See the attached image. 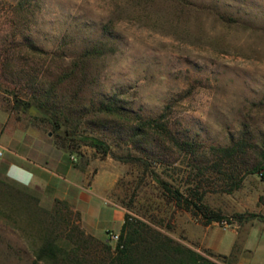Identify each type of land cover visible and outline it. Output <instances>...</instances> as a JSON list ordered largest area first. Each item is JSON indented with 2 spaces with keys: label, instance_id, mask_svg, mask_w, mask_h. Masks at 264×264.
Listing matches in <instances>:
<instances>
[{
  "label": "rangeland",
  "instance_id": "1",
  "mask_svg": "<svg viewBox=\"0 0 264 264\" xmlns=\"http://www.w3.org/2000/svg\"><path fill=\"white\" fill-rule=\"evenodd\" d=\"M43 101L75 140L42 118ZM104 105L117 114L100 113ZM148 120L200 152L228 146L245 131L254 142L264 140V0H0V142L48 162L52 171L85 172L91 165L93 176L105 163L118 166L113 197L134 220L203 254L213 252L195 243L206 229L228 255L213 252L219 264H264V223L252 218L264 215L261 175L246 176L232 193L206 185L204 204L228 226L204 225L177 208L151 173L185 191L195 186L188 183L193 156L154 136L135 137L136 126ZM82 136L105 141L111 154ZM131 156L149 161L151 169L124 161ZM4 189L0 185V264H37L46 234L41 221L48 219L32 200L7 199ZM30 191L45 210L55 200L68 202L70 229L82 228L79 212L55 198L53 188Z\"/></svg>",
  "mask_w": 264,
  "mask_h": 264
},
{
  "label": "trees",
  "instance_id": "2",
  "mask_svg": "<svg viewBox=\"0 0 264 264\" xmlns=\"http://www.w3.org/2000/svg\"><path fill=\"white\" fill-rule=\"evenodd\" d=\"M24 105L29 106L25 102ZM40 109L42 118L49 120L57 132H64L65 136H70L71 140L77 138L56 115L51 114L47 101L41 102ZM99 112L104 115L117 114V110L112 105L102 106ZM134 136H154L178 153L193 156L189 162L191 171L188 183L195 186L188 187L185 191L160 178L155 170L151 173L165 195L175 203L177 208L190 212L194 217H200L204 225L224 221L219 214L204 204L205 195L210 192L205 190L206 185L211 186L213 191H218L217 188H219L221 191L232 193L240 188L245 177L250 174H260L264 180V140L254 142L246 131L241 138L228 146H211L208 150L201 152L200 146L179 140L157 120L143 121L137 125L134 129ZM81 138L88 146L103 155L111 154V149L105 141L92 136ZM124 161H136L146 170L151 169L149 161L141 157L131 156ZM174 163L168 164V167L172 168ZM7 170L8 165L3 164V173L6 174ZM3 178L0 179V185L1 188H5L2 192L7 199L16 195H24L32 200L36 210L48 219L41 221L43 225L45 224L46 234L36 250L37 264L39 262L44 264H219L213 252L207 250L204 254L200 253L165 234L158 227L134 220L129 214H126L120 240L113 247L109 241H102L88 235L80 226L70 229L73 211L68 202L55 200L53 208L45 210L40 207L39 198L29 188L20 185L6 175ZM214 179H217L219 184ZM79 215L77 213L78 218ZM252 218H257L264 223V215L253 214ZM58 226L65 227V231L61 228L60 235L55 234Z\"/></svg>",
  "mask_w": 264,
  "mask_h": 264
},
{
  "label": "crops",
  "instance_id": "3",
  "mask_svg": "<svg viewBox=\"0 0 264 264\" xmlns=\"http://www.w3.org/2000/svg\"><path fill=\"white\" fill-rule=\"evenodd\" d=\"M0 149L6 158H0L8 165L6 176L29 189L44 192L53 188L55 198L68 200L80 213L81 226L91 236L102 241H109V234L121 231L126 217V211L113 197L117 183L121 177V169L105 163V168L91 175L92 166L85 172L72 169L52 171L48 162L26 157L17 150L9 149L0 142ZM8 153V154H7ZM200 247H205L224 256L220 251V243L210 238L207 230H203L199 241ZM249 255L253 251L245 248ZM200 251V249L198 250ZM237 264H242L238 263Z\"/></svg>",
  "mask_w": 264,
  "mask_h": 264
},
{
  "label": "built area",
  "instance_id": "4",
  "mask_svg": "<svg viewBox=\"0 0 264 264\" xmlns=\"http://www.w3.org/2000/svg\"><path fill=\"white\" fill-rule=\"evenodd\" d=\"M3 156L2 151L0 150V158ZM222 224L226 227L228 226L226 221H222ZM120 240V235L118 233H111L109 236V241L118 243Z\"/></svg>",
  "mask_w": 264,
  "mask_h": 264
},
{
  "label": "water",
  "instance_id": "5",
  "mask_svg": "<svg viewBox=\"0 0 264 264\" xmlns=\"http://www.w3.org/2000/svg\"><path fill=\"white\" fill-rule=\"evenodd\" d=\"M38 111H39V110H38L35 106H32V107L30 108V113H32V114H37Z\"/></svg>",
  "mask_w": 264,
  "mask_h": 264
}]
</instances>
